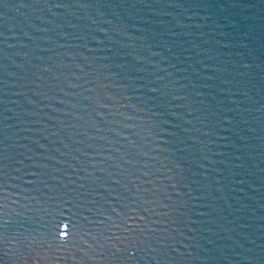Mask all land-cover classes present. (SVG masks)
<instances>
[{"label":"water","instance_id":"obj_1","mask_svg":"<svg viewBox=\"0 0 264 264\" xmlns=\"http://www.w3.org/2000/svg\"><path fill=\"white\" fill-rule=\"evenodd\" d=\"M6 242L264 264V0H0Z\"/></svg>","mask_w":264,"mask_h":264},{"label":"flooded vegetation","instance_id":"obj_2","mask_svg":"<svg viewBox=\"0 0 264 264\" xmlns=\"http://www.w3.org/2000/svg\"><path fill=\"white\" fill-rule=\"evenodd\" d=\"M43 246V245H40ZM8 247V248H7ZM16 247L15 243H8L6 242V246L2 249L0 248V264H27V263H38V257L35 255H30L26 257V250L23 249L22 254L16 253L15 250L8 249ZM17 247H19V243L17 242ZM36 248L39 246L35 245ZM47 247V246H43Z\"/></svg>","mask_w":264,"mask_h":264},{"label":"snow or ice","instance_id":"obj_3","mask_svg":"<svg viewBox=\"0 0 264 264\" xmlns=\"http://www.w3.org/2000/svg\"><path fill=\"white\" fill-rule=\"evenodd\" d=\"M59 236L61 238H67L69 236V234L67 232H64V231H59Z\"/></svg>","mask_w":264,"mask_h":264}]
</instances>
